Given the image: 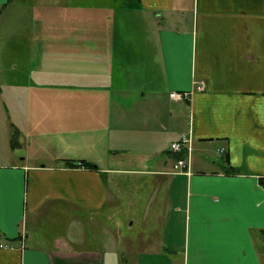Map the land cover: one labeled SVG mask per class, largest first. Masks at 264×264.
<instances>
[{"label": "crops", "instance_id": "obj_1", "mask_svg": "<svg viewBox=\"0 0 264 264\" xmlns=\"http://www.w3.org/2000/svg\"><path fill=\"white\" fill-rule=\"evenodd\" d=\"M35 1L27 85L74 92L12 97L54 155L0 119V264H264V0Z\"/></svg>", "mask_w": 264, "mask_h": 264}, {"label": "rangeland", "instance_id": "obj_2", "mask_svg": "<svg viewBox=\"0 0 264 264\" xmlns=\"http://www.w3.org/2000/svg\"><path fill=\"white\" fill-rule=\"evenodd\" d=\"M35 2L36 1L34 0V3H23L18 0L17 2L0 5V85L3 90V95L0 97V119L2 120V125L5 123L8 128H11V123L23 120V122H21V128L26 130L29 134V138L27 137L26 140L28 139V143H30V152L32 154L41 155V153H45V155H54L53 150L56 149L50 145H45L49 142V139L40 135V133H43V124L39 123V116L35 115L36 112L34 110L35 108L43 109V99L37 100L38 103H25L21 102V100L25 98L24 96L26 95L32 97L50 94H63L70 96L73 94L74 90L53 87L45 90L43 87L37 86L34 83L31 84L30 82V84L27 85V80H29V76H27L28 65L31 66L34 65L35 62H40L37 61L40 56L36 54L37 52H41L39 47L47 42L58 45L63 40L61 38L48 39L53 36V34H57V28L56 26H50L51 24L49 22H36L35 11L36 8L41 10V6L40 4L37 5L38 3ZM117 2H119V0H117ZM121 2L124 4L132 3V0H121ZM49 11V9H46L43 10V13L49 14ZM51 13L54 14L55 12ZM44 27H46V29L48 27V30H45ZM31 31H33L34 37L28 39L27 37ZM69 33L66 35L67 38L69 37ZM29 41L33 46H28ZM37 81H43V78L39 77V80ZM7 83L16 84L5 85ZM13 96L17 98L23 97L20 100L21 103H14L12 99ZM13 106L19 107L17 109V115L15 113L12 114ZM27 107L28 109L30 108V110L25 112ZM13 111L15 112V110ZM19 125L20 122L18 126ZM32 129H36L39 132H33ZM71 150L73 151L74 149L71 148ZM132 219L129 218V220L125 222V231L123 232L125 235L129 234L127 228ZM133 221L135 222L133 228H136L138 219ZM133 233H137V231ZM120 250L121 247L119 248V251Z\"/></svg>", "mask_w": 264, "mask_h": 264}, {"label": "built area", "instance_id": "obj_3", "mask_svg": "<svg viewBox=\"0 0 264 264\" xmlns=\"http://www.w3.org/2000/svg\"><path fill=\"white\" fill-rule=\"evenodd\" d=\"M198 90L203 89V85H198L197 87ZM188 91H176V90H171L168 92V97L170 100L172 101H182L185 100L189 95ZM171 151H179L182 148H187L188 150H190L189 148V140L187 137H180V139H178L177 141H174L170 144L169 146ZM187 165H188V160L186 159L185 156L177 158L172 166L173 171H183L185 169H187Z\"/></svg>", "mask_w": 264, "mask_h": 264}, {"label": "trees", "instance_id": "obj_4", "mask_svg": "<svg viewBox=\"0 0 264 264\" xmlns=\"http://www.w3.org/2000/svg\"><path fill=\"white\" fill-rule=\"evenodd\" d=\"M179 157V156H178ZM261 184L264 186V178L260 179Z\"/></svg>", "mask_w": 264, "mask_h": 264}, {"label": "bare ground", "instance_id": "obj_5", "mask_svg": "<svg viewBox=\"0 0 264 264\" xmlns=\"http://www.w3.org/2000/svg\"><path fill=\"white\" fill-rule=\"evenodd\" d=\"M181 218V217H180ZM181 220V219H180ZM181 225V224H180ZM175 227H176V224H175ZM178 229H179V227H178ZM177 232V231H176ZM179 236V235H178Z\"/></svg>", "mask_w": 264, "mask_h": 264}]
</instances>
